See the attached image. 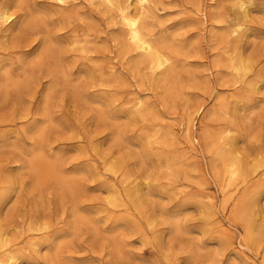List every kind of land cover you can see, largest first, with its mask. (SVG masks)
I'll return each instance as SVG.
<instances>
[{
    "label": "clouds",
    "instance_id": "1",
    "mask_svg": "<svg viewBox=\"0 0 264 264\" xmlns=\"http://www.w3.org/2000/svg\"><path fill=\"white\" fill-rule=\"evenodd\" d=\"M73 2L76 0H16L14 6L20 12L16 16L6 8L8 0H0V236L4 237L0 240V264H42V258L54 252L62 257L61 264H170L181 252H170L167 246L158 251L146 236L138 239L127 218L116 217L107 201L86 207L79 204L80 195L71 198L73 191L65 177L81 183L84 192L97 190L92 178L98 160L92 150L96 133L74 125L56 103H49V92L55 85L56 102L70 96L76 99L79 94L72 85L88 75L91 65L78 71L79 65L67 59V45L59 39L66 29L56 27L54 12L37 5L67 7ZM231 2V16L221 26L226 40L213 49L222 51L225 63L236 53L246 57L256 48L264 52V0ZM255 19L261 24L253 23ZM254 67L248 65L247 72L236 73L231 92L222 87L223 81L217 83V99L212 105L215 111L199 131L192 128L179 139L167 141L152 136L142 149L144 162L150 163L155 153L167 157L158 166L143 165L154 177L144 181L154 185L148 191L155 213L145 220V226L151 233L155 224L163 222L168 236L175 237L176 249L192 250L175 264H194L196 257L199 264H247L246 258L237 257L224 262V241L216 244V238L206 233L209 226L226 233L229 243L238 238L264 249V143L242 130L255 127L250 116L258 107L248 105L264 100V65L253 71ZM249 81L254 83L253 89H249ZM38 84L42 87L37 96ZM88 102L105 108L110 105L121 112L128 107L107 96ZM259 108H264V103H259ZM116 119L131 121V116ZM139 119L143 121V117ZM138 127L131 123L132 132ZM208 129L213 130L211 135ZM69 134L71 140L60 138ZM107 143L112 140L107 139ZM173 156H179L183 163L173 162ZM42 166L53 180L41 177ZM64 192L69 199L62 206L53 211L40 207ZM30 202L36 210L26 208ZM228 204L233 207L226 215ZM75 212L91 221L81 225V235L97 243L104 241L97 255L76 256L60 250L66 242L73 249L84 244L73 235ZM218 216L228 222L231 233L221 228ZM214 244L215 252L205 251Z\"/></svg>",
    "mask_w": 264,
    "mask_h": 264
},
{
    "label": "rangeland",
    "instance_id": "2",
    "mask_svg": "<svg viewBox=\"0 0 264 264\" xmlns=\"http://www.w3.org/2000/svg\"><path fill=\"white\" fill-rule=\"evenodd\" d=\"M15 2L16 0H8L7 5H10L14 15L19 16V9L14 6ZM37 7L54 12L57 17L54 22L56 27L66 29L59 39L67 45L65 48L68 53L67 59L73 64L79 65L78 71L91 65L88 75L72 85L79 94L76 99L70 96L56 102L55 85L49 92V103H56L57 107L73 120L74 125L82 129L92 128L96 133L92 140V150L95 151L94 158L98 157V160L97 170L92 173V178L97 190L84 192L81 183L76 182L74 178L65 177L66 183L73 191L71 198L75 199L77 195H80L79 204L86 207L103 205L104 201L108 200L107 203L111 204L115 216L126 217L132 226V233L138 239H144L146 236L147 241L158 251L167 246L170 252H181L179 257H172L170 264H175L177 258L183 259V253L191 254L192 250L190 248L176 249L175 237L168 236V230L164 227L163 222L155 224L151 233L146 232L145 226L146 218L150 219L155 214L154 209L150 207L153 201L148 191L154 185H145L144 183L145 180L154 179L148 173L147 168L158 166L167 157L162 156L161 153H155L156 155L154 154L150 163L144 162V152L142 151L144 146L142 143L140 144V141H145L147 134H151V132H157L155 137L164 138L167 141L171 137L179 139L180 135L192 128L199 131L207 117L215 111L212 105L217 99L215 96L217 83L223 81L222 87L226 91H232L231 84L236 72L230 68L229 59L225 63L227 57L222 54V51L221 53L213 52V49L223 45L226 40V34L221 30V26L231 16V0H154L155 12L151 13L152 15L150 14L151 16L149 15L148 18L149 23L151 22V30L155 37L165 35L166 39L172 40L174 77L169 79H162L159 75H154L153 79L145 65L141 64L140 66L137 59L138 54L135 51H130L120 38L124 28L116 10L98 3L97 0H76L67 7L55 4H38ZM205 13L208 15V21L203 15ZM253 23L261 24V21L255 19ZM83 39H86L85 43ZM79 44L90 49L86 48L87 50H85ZM122 49L123 52H120ZM125 52L126 54H123ZM237 55L239 53L232 57ZM88 59L92 62H89ZM245 59L249 65L253 64L255 67H259L264 65V52L256 48ZM136 61L139 66L133 65V62ZM97 62L100 67H97ZM255 67L253 71H255ZM214 68L215 71H213ZM95 70L97 71L95 72ZM224 73L227 75H223ZM253 86L254 83L249 81V89H253ZM41 87L42 85H37L34 95L38 96ZM104 96L111 97V99L113 97V101L118 99L121 105H127L126 111L112 110L110 105L105 108L100 104L88 102L89 100L101 101ZM138 98L146 105L149 103L147 106L152 111L150 115L143 118L144 121L133 114L136 113L134 105ZM223 102L222 100L221 103ZM259 103H264V100H254L252 104L248 105L249 108L258 107V111L250 116L255 127L251 130L248 128L242 130L253 137L255 141L264 143V108H259ZM199 105L203 107L202 113L196 112ZM127 111L128 113H126ZM125 115H129L133 119L131 121L116 119ZM132 120L139 124L136 132L131 131ZM212 132V129H208L209 135ZM141 133L144 134L140 137ZM60 138L71 140L73 136L69 134ZM109 138L112 140L111 144L107 143ZM180 143L183 144L184 141L180 140ZM173 151L179 152V149ZM173 157H176L180 161L179 163H183L179 156ZM111 162L120 164L118 171H113L110 168ZM144 164L147 165V168L143 166ZM40 175L43 179L53 180L46 167H41ZM83 180L84 178H81V181ZM114 190L123 194L117 205L110 202ZM134 190L139 191L135 196L143 200V209L137 208L136 197L129 195ZM67 199H69L68 193L64 192L52 199L46 206L41 204L40 207L46 211H53L62 206ZM120 204L121 206H119ZM232 207V204L227 205L226 215L231 213ZM26 208L30 211L36 210L32 202L26 205ZM75 216L73 235L75 239H83L84 244L73 249L69 247L70 242H66L59 246L60 250H66L76 256L97 255L98 249L103 247L104 241L101 240L97 243L89 237L82 236L81 225L90 224L91 221L79 212H75ZM10 219L11 217H9ZM216 219L222 229H227L228 233H231L226 220H222L219 216ZM206 233L216 238V244H219L221 240L224 241V262L232 257L246 258L247 264H260L261 261H264V249L252 247L246 244V241H238V238L229 243L225 239L226 233L221 229L211 228V226L206 229ZM216 244L205 251L215 252ZM250 248L251 250H249ZM145 254L155 255V253ZM104 255L107 256L109 253H104ZM53 261L55 264H61L62 257L59 252L48 253L42 258V264H52ZM194 264H199V257L194 259Z\"/></svg>",
    "mask_w": 264,
    "mask_h": 264
},
{
    "label": "bare ground",
    "instance_id": "3",
    "mask_svg": "<svg viewBox=\"0 0 264 264\" xmlns=\"http://www.w3.org/2000/svg\"><path fill=\"white\" fill-rule=\"evenodd\" d=\"M92 1V0H91ZM98 3L111 8L112 10H116L120 17V22L122 23V26L124 28L122 34L120 35V38L124 41V43L127 45V48L130 51H135L138 56L137 59L141 64L145 65L146 69L148 70L151 77L154 79V75L161 76L162 79H169L174 77V67L173 65V50H172V40L166 39L164 36L155 37L154 33L151 30L150 23L148 21L149 15L153 12H155L154 0H97ZM6 8L11 12L10 5H6ZM204 13V11H203ZM218 13V11H217ZM12 15L14 13L11 12ZM154 14V13H153ZM152 15V14H151ZM150 15V16H151ZM206 17V20L208 19L207 13L203 14ZM220 15V13H219ZM154 16V15H153ZM203 16V18H205ZM218 17V16H217ZM118 18V17H116ZM202 18V19H203ZM219 18V17H218ZM115 19V18H114ZM118 20V19H117ZM208 21V20H207ZM206 21V22H207ZM152 25V24H151ZM207 25V24H206ZM116 26V25H115ZM121 27V26H120ZM222 34V33H221ZM176 35V34H175ZM222 36V35H221ZM171 37V36H170ZM117 38V37H116ZM172 39V38H171ZM84 40V41H83ZM82 41L85 43L86 39H83ZM90 42V41H89ZM73 43V42H72ZM80 43V42H79ZM123 43V44H124ZM78 44V43H77ZM83 44V43H82ZM88 44V43H87ZM86 44V46H88ZM125 44L123 46H125ZM81 44H79L80 46ZM122 46V45H121ZM78 47V46H77ZM82 47V45L80 46ZM82 48H85L87 50L88 48L83 46ZM87 48V49H86ZM126 48V49H127ZM79 49V47H78ZM90 49V48H89ZM88 49V50H89ZM125 49V48H124ZM125 49V50H126ZM123 52V49L122 51ZM122 54V53H121ZM123 54H126L123 53ZM119 56V55H118ZM126 56V55H125ZM246 57H240V55H237L236 57H232L230 60V68L234 70L236 73H245L248 71V63L245 59ZM90 62L91 60L88 59ZM118 61V60H117ZM134 61V58H133ZM138 61L133 62L135 66L138 65ZM87 62V61H86ZM92 62V61H91ZM84 64V63H83ZM95 64V63H94ZM98 64V62H97ZM131 64V63H130ZM252 64V63H251ZM101 65V64H100ZM228 65V64H227ZM253 65V64H252ZM87 66V65H85ZM97 66V65H96ZM95 66V67H96ZM103 66V65H102ZM120 66V65H119ZM139 66V65H138ZM94 67V66H93ZM92 67V68H93ZM97 67H100L99 64ZM108 68V67H106ZM139 68V67H138ZM94 69V68H93ZM99 69V68H98ZM229 69V68H228ZM103 70V68L100 70ZM106 70V69H105ZM108 70V69H107ZM141 70V69H139ZM145 70V69H144ZM91 71V69L89 70ZM97 70H95L96 72ZM136 71V70H135ZM143 71V70H142ZM106 72V71H105ZM111 72V71H110ZM109 72V73H110ZM138 72V71H137ZM91 73V72H90ZM108 73V74H109ZM140 73V72H139ZM145 73V72H144ZM97 75V74H96ZM102 76V74H99ZM232 75V74H231ZM98 76V75H97ZM90 77V76H89ZM92 78V77H91ZM99 78V77H98ZM176 78V77H175ZM174 78V79H175ZM96 80V79H95ZM100 80V79H99ZM98 80V81H99ZM105 80V79H104ZM117 80V78H116ZM90 81V80H89ZM97 81V82H98ZM171 81V79H170ZM156 82V81H155ZM166 82V81H165ZM99 83V82H98ZM97 83V84H98ZM101 83V81H100ZM114 83V82H113ZM116 83V82H115ZM93 84V83H92ZM102 84V83H101ZM251 85V84H250ZM253 85V84H252ZM254 88V86H253ZM179 91V90H178ZM141 92V91H140ZM176 93V92H175ZM103 96V94H102ZM99 97V96H98ZM111 98V97H110ZM113 100V97H112ZM149 103H147L148 105ZM144 101L138 98V101L134 105V110L136 113H133L137 118L140 117H147L150 115L152 111H150V108L147 106ZM132 110V111H134ZM203 110L202 105L197 106L196 112H201ZM129 111V110H128ZM128 111L126 113H128ZM108 112V110H107ZM111 114L112 112L109 111ZM202 113V112H201ZM132 114V113H131ZM135 117V118H136ZM168 117V116H167ZM152 118V117H151ZM131 119H133L131 117ZM150 119V118H149ZM162 119V118H161ZM133 121V120H132ZM135 121V120H134ZM144 121V120H143ZM140 123V121H139ZM148 131V130H147ZM152 131H154L152 129ZM144 134V133H143ZM157 132L151 134H147L146 140L140 141V144L145 147L146 141L152 137L155 136ZM141 137V135H139ZM138 136V137H139ZM145 136V135H144ZM137 137V138H138ZM140 139V138H139ZM161 140H165L164 138H159ZM138 141V140H137ZM98 145V144H97ZM141 146V145H140ZM142 146V147H143ZM97 148V147H96ZM156 155V154H155ZM158 157V156H157ZM156 158V157H155ZM173 162L179 163L180 161L175 157L171 158ZM115 162V161H114ZM154 163V162H153ZM123 166V165H122ZM109 167V166H108ZM110 168L113 171H118L120 168V164L111 162ZM104 174V173H103ZM117 187V186H116ZM134 187V186H133ZM115 189V188H114ZM118 189V188H117ZM116 189V190H117ZM135 189V187L133 188ZM114 190L115 192L112 193L110 202L114 205L118 204L119 199L121 198L122 193ZM144 190V189H143ZM145 191V190H144ZM143 191V192H144ZM132 192V191H129ZM138 190H134L132 193H129V195H138ZM110 193V192H109ZM127 193L125 194V196ZM145 196V195H144ZM136 197V196H135ZM134 198V197H133ZM132 199V198H131ZM130 200V199H129ZM133 200V199H132ZM108 201V200H107ZM136 207L141 209L144 206L143 200L136 197ZM121 206V204L119 205ZM144 208V207H143ZM142 208V209H143ZM138 209V210H139ZM241 214L243 215L245 213V210L242 208ZM147 219V218H146ZM136 225V224H134ZM132 227V226H131ZM144 229V228H143ZM255 227L253 228V230ZM4 237L0 236V240H3ZM247 244V243H246ZM244 255V253L242 252ZM50 263V262H49Z\"/></svg>",
    "mask_w": 264,
    "mask_h": 264
}]
</instances>
